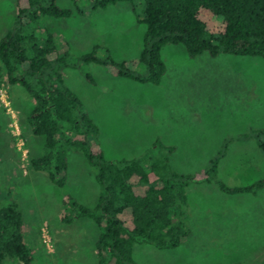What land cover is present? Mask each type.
I'll return each mask as SVG.
<instances>
[{
  "label": "rangeland",
  "instance_id": "1",
  "mask_svg": "<svg viewBox=\"0 0 264 264\" xmlns=\"http://www.w3.org/2000/svg\"><path fill=\"white\" fill-rule=\"evenodd\" d=\"M14 2L0 0V38L12 26ZM55 5L72 9L69 0H55ZM79 5L84 8L80 15L40 18L36 36L53 34L57 52L67 54L68 64H76L96 45V57L107 55L131 67L144 31L136 22L139 1L133 9L126 3L95 11H88L86 2ZM160 58L164 73L157 85L116 77L92 63L60 69L65 87L98 129L91 146L105 160L136 158L159 142L174 148L168 163L172 172L196 174L224 141L264 127L262 59L224 54L189 59L179 45L163 47ZM32 106L21 87H0V203L15 202L31 264H94L98 229L86 219L62 224L59 216L66 197L85 208L95 206V169L72 151L60 174L61 187L31 170L28 160L43 153L42 138L33 136L26 122ZM216 177L227 187L264 180V155L252 141L231 142ZM186 197L187 244L162 251L135 244L136 264H264V187L254 195H225L214 184H193Z\"/></svg>",
  "mask_w": 264,
  "mask_h": 264
},
{
  "label": "trees",
  "instance_id": "2",
  "mask_svg": "<svg viewBox=\"0 0 264 264\" xmlns=\"http://www.w3.org/2000/svg\"><path fill=\"white\" fill-rule=\"evenodd\" d=\"M69 1L71 10L58 8L55 0H15L12 26L0 38V87L17 85L32 101L26 122L31 134L42 138L43 153L28 160L31 170L45 173L51 184L61 187L60 174L72 151L79 152L95 169L93 178L99 187L95 206L85 208L66 197L60 223L86 219L98 229L94 264H136L132 259L135 244L160 251L187 244L189 185L214 184L225 195H254L264 187V180L227 187L216 177L218 164L231 142L252 141L264 155V127L224 141L196 174L172 172L168 163L174 148L159 142L136 158L107 161L92 149L98 129L83 113L77 97L65 87L60 69L92 63L107 67L116 77L157 85L164 73L160 51L165 46H181L189 59L224 54L264 61V0H138L141 11L136 22L144 31L132 68L107 55L96 57V45L79 56L76 64H68L67 54L57 52L53 34L45 32L38 38L35 30L42 17L60 19L82 14L80 2H86L88 11H95L116 3L129 4L133 9L135 0ZM134 65L142 66L143 72H136ZM31 260L15 202L0 203V264H31Z\"/></svg>",
  "mask_w": 264,
  "mask_h": 264
}]
</instances>
